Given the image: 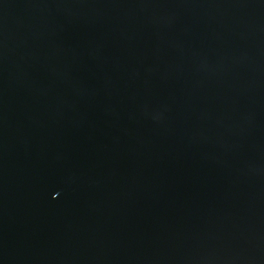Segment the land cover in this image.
<instances>
[{
	"label": "water",
	"instance_id": "obj_1",
	"mask_svg": "<svg viewBox=\"0 0 264 264\" xmlns=\"http://www.w3.org/2000/svg\"><path fill=\"white\" fill-rule=\"evenodd\" d=\"M0 264H264V0H0Z\"/></svg>",
	"mask_w": 264,
	"mask_h": 264
}]
</instances>
